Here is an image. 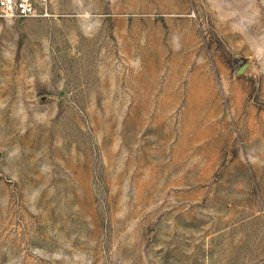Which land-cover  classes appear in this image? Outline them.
I'll return each mask as SVG.
<instances>
[{
	"label": "rangeland",
	"instance_id": "obj_1",
	"mask_svg": "<svg viewBox=\"0 0 264 264\" xmlns=\"http://www.w3.org/2000/svg\"><path fill=\"white\" fill-rule=\"evenodd\" d=\"M0 264H264V0L0 18Z\"/></svg>",
	"mask_w": 264,
	"mask_h": 264
},
{
	"label": "built area",
	"instance_id": "obj_2",
	"mask_svg": "<svg viewBox=\"0 0 264 264\" xmlns=\"http://www.w3.org/2000/svg\"><path fill=\"white\" fill-rule=\"evenodd\" d=\"M49 0H0V18L45 17Z\"/></svg>",
	"mask_w": 264,
	"mask_h": 264
}]
</instances>
